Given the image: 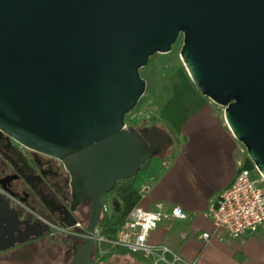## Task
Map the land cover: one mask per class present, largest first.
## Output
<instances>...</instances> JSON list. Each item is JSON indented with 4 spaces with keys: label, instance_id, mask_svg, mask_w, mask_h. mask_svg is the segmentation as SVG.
Instances as JSON below:
<instances>
[{
    "label": "water",
    "instance_id": "obj_1",
    "mask_svg": "<svg viewBox=\"0 0 264 264\" xmlns=\"http://www.w3.org/2000/svg\"><path fill=\"white\" fill-rule=\"evenodd\" d=\"M181 36L191 81L264 177V0H0V129L61 160L74 204L90 203L66 264H100L105 196L156 156L126 115L140 70ZM17 224L0 200V248L26 239L2 244Z\"/></svg>",
    "mask_w": 264,
    "mask_h": 264
},
{
    "label": "crops",
    "instance_id": "obj_2",
    "mask_svg": "<svg viewBox=\"0 0 264 264\" xmlns=\"http://www.w3.org/2000/svg\"><path fill=\"white\" fill-rule=\"evenodd\" d=\"M189 85L195 97L165 99L161 105L160 112L169 107L175 113L160 116L162 126L156 127L161 135L149 134L153 148L161 143L162 149L142 173L140 187L147 185L148 191L139 201L145 209L157 202L167 208L180 206L189 218L161 222L148 242L168 246L182 258L181 264H264V223L256 231L232 239L207 216L212 199L235 181L238 163L249 169L253 165L228 128L224 109ZM176 90L175 85L166 89L172 98ZM204 233L210 234L207 240L201 237Z\"/></svg>",
    "mask_w": 264,
    "mask_h": 264
},
{
    "label": "flooded vegetation",
    "instance_id": "obj_3",
    "mask_svg": "<svg viewBox=\"0 0 264 264\" xmlns=\"http://www.w3.org/2000/svg\"><path fill=\"white\" fill-rule=\"evenodd\" d=\"M0 200L18 221L2 244L26 238L0 248V262L4 264H12L17 254L38 242L57 237L66 244L61 258L66 264L72 257L74 241H82L87 235L90 203L74 204L71 175L63 162L25 146L1 129ZM33 232L40 233L30 235Z\"/></svg>",
    "mask_w": 264,
    "mask_h": 264
},
{
    "label": "built area",
    "instance_id": "obj_4",
    "mask_svg": "<svg viewBox=\"0 0 264 264\" xmlns=\"http://www.w3.org/2000/svg\"><path fill=\"white\" fill-rule=\"evenodd\" d=\"M238 165L233 184L212 199L207 211L215 227L224 230L232 239L254 232L264 223V177L255 165L252 169L244 167L242 162ZM147 191V185L141 186V197ZM102 212H111L107 203L103 204ZM188 218V213L180 206L167 208L163 202H157L152 209H145L138 204L113 237L103 235L97 229V248L100 253L122 248L149 259L150 264H181L183 260L177 252L165 245L150 244L148 237L163 221ZM201 237L207 240L210 234L204 233Z\"/></svg>",
    "mask_w": 264,
    "mask_h": 264
},
{
    "label": "rangeland",
    "instance_id": "obj_5",
    "mask_svg": "<svg viewBox=\"0 0 264 264\" xmlns=\"http://www.w3.org/2000/svg\"><path fill=\"white\" fill-rule=\"evenodd\" d=\"M182 45L183 40L181 36L169 53L154 54L149 59L147 65L140 70L142 78L146 81V91L133 111L127 116V122L136 121L138 124L149 127H161L162 122L160 121V116L163 115L166 117L175 113L169 107H162V112H160L161 105L165 99L173 102L175 99L181 100L195 97V93L189 85L190 83L193 84V82L180 57ZM169 85H175L177 87L174 98L169 97L167 94L166 89ZM194 88L196 89V87ZM148 143L152 145L151 142ZM242 148L247 158L248 154L243 145ZM251 164L254 166L253 163ZM104 199H106L111 213H113L115 211L114 202L108 200L109 197H105ZM85 224H87V220ZM65 248L66 244L61 237H57L55 240L38 242L36 246L27 252L17 254L12 264H63L61 258ZM104 251L107 253L111 252L112 248ZM105 254L100 253L98 248H96L93 257L99 262ZM100 264H140V261L129 255H115L108 261Z\"/></svg>",
    "mask_w": 264,
    "mask_h": 264
},
{
    "label": "trees",
    "instance_id": "obj_6",
    "mask_svg": "<svg viewBox=\"0 0 264 264\" xmlns=\"http://www.w3.org/2000/svg\"><path fill=\"white\" fill-rule=\"evenodd\" d=\"M130 114V113H129ZM126 115L127 116L129 115ZM126 124L129 128L138 130L142 133V136L149 141V134L150 133H158V135L162 134V131L156 127H149L145 125L138 124L136 121H126ZM143 130H147L146 133L143 132ZM152 144V143H151ZM149 145V143H148ZM150 148H153V145H149ZM162 149V144L159 143L157 150ZM152 158L151 160H153ZM149 160L142 169L138 172V174L131 178L126 179L123 181L118 182L113 190L109 192L105 197H112V202H114V212L113 213H106L102 212V216L99 220L97 229L100 230V232L103 235H106L108 237H113L117 230L120 228L126 217L128 216L129 212L139 204V201L141 199L140 194V185L143 182L142 173L146 166L150 163ZM106 199L103 200V204H106ZM126 256L129 255L137 260L144 261L146 264H150V260L147 258H144L143 256L139 254L131 253L125 249L122 248H114L111 252L106 253L102 258L99 260V263H104L108 261L113 256Z\"/></svg>",
    "mask_w": 264,
    "mask_h": 264
}]
</instances>
